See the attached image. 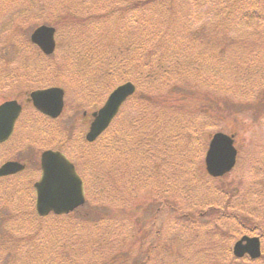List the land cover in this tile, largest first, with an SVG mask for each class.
I'll use <instances>...</instances> for the list:
<instances>
[{
  "label": "trees",
  "instance_id": "obj_1",
  "mask_svg": "<svg viewBox=\"0 0 264 264\" xmlns=\"http://www.w3.org/2000/svg\"><path fill=\"white\" fill-rule=\"evenodd\" d=\"M76 1L73 4L72 0H7L8 10L0 25V46L4 47L3 34L6 32L15 34L13 32L15 29L21 30L22 22L26 18H31L35 26L42 24L54 26L59 37L61 25L58 24H62L68 17L71 18L74 32L71 45L78 49L73 52L74 60L71 69H68L72 88L83 87L87 90V97L93 94L97 97L99 91L105 95L125 82H132L135 85V95L128 100L108 130L96 141L87 143L84 135H80L79 140L72 141V137L68 138L65 150L57 146L80 170L86 185V202L88 203L93 196L94 201L100 205L99 208L105 209L106 205L109 208H117L120 200L116 199L115 195L125 191L128 195L124 200L135 207L138 213L139 210L151 213L154 204H158L160 208L177 213V219L184 228L194 227L195 231H198L204 227L201 224L207 222V225H212L210 230L205 231L210 238L216 237L220 241L224 237L237 239L234 230H222V227L230 226L236 231L256 234L264 241L262 195L264 191L256 194L258 202L252 206L249 203L250 192L245 195L243 192L239 197L236 194L239 188L228 182V175L220 179H211L205 173L201 160L197 163L198 176L194 174L198 178L195 183L193 175L192 180L189 178L181 182L178 179V187L185 188L190 193H185L189 197L183 195L182 202L178 204L176 194L166 190L168 182L171 189L175 187L177 166L174 161L182 160L178 163H186L191 152H197L201 146L204 148V144L194 150L183 148L186 152L178 155L182 149V145H178L180 139L185 137L183 146L189 145L191 136L198 131L199 123L196 124L194 118H188L187 111L182 109L187 108L190 111L193 107L190 95L181 92L186 88L190 90L188 71H192L197 81L201 83L200 86L208 89V92H198V97L206 102L213 99L215 103L212 106L206 103L197 109L198 112L194 116H200L202 112L205 114L199 128L213 127L221 132V129L216 127L240 120V116L249 115L250 111L256 115V111L260 112L263 109L264 54L260 55V48L264 49V40L257 38L261 32L255 25L264 20V0H223L224 6L220 7L216 14L219 21L214 20V25L208 24L202 26L204 28L194 30L189 28L184 20L185 10L190 11L192 8L182 6L181 0ZM64 6L70 9L63 12ZM247 20H254L256 23H248ZM217 23L221 24L218 26ZM262 25L263 23H260V30ZM13 34L10 37H13ZM59 45L58 42L57 49ZM28 48L30 47L25 49ZM19 50L24 49L20 47ZM51 57H45L38 52L33 62L36 63L34 66L41 67H35L38 69L33 73L42 72V66L48 63ZM80 63L83 67L79 66ZM256 73H262L256 86H250L243 91L242 85L251 80ZM60 74L54 77L40 74L42 77L39 78L38 87L51 85L70 87L69 82L63 81L65 79L63 74L64 77L59 78ZM211 90L219 94H210ZM100 99L101 97H98L93 102ZM168 110L171 113H167ZM174 112H183V115L176 116ZM184 131L188 134H183ZM229 133L232 134L234 131L231 130ZM201 136L202 133L199 131L196 140L200 141ZM68 146L72 151L67 150ZM263 169L259 167L258 170L264 178ZM159 177L161 181L158 185L156 181ZM121 179L124 181L123 184L120 183ZM12 185L14 186L9 189L19 188V191L14 192L23 193L24 187ZM7 186L3 182L0 188L6 189ZM157 186L162 189L158 191ZM262 188L264 189V185ZM165 193L167 199L161 197ZM7 199L1 195L0 205ZM191 200L194 202L193 205H189ZM30 202V198L23 197L17 205L25 208L30 206ZM102 215H96L94 219H102L104 217ZM26 216L29 214L25 212L19 215ZM67 216L54 218L62 220ZM124 216L116 213L113 218L122 217L131 223V218ZM106 218L110 219L112 216ZM3 219L4 217L0 216V241L14 239L18 241L25 238L24 234L21 236L14 234L15 232L19 234L17 231H24L26 229L24 225L5 229L1 225ZM44 220L38 219L37 233L42 229ZM81 221H85L80 223L81 227L71 229L75 242L79 243L68 244L65 249L64 239H61L60 248L58 246L57 252H53L54 264H80L77 251L83 250L81 243L87 240L82 234L91 230L87 216ZM143 225L132 224L135 226V233L130 235L129 242L123 240L117 245H110L106 238L99 239L98 243L93 239L87 240L85 243L96 248L89 251L90 257L93 255L94 259H97L101 256L100 259L105 264H110L111 252L118 253L122 246H127L122 253H130L138 242L135 235L145 230ZM136 226H139L137 232ZM50 233L46 232L45 237ZM58 237L63 238L59 235ZM28 247H23V251L29 252L31 246ZM42 247L38 246L36 251L30 252L32 255H38L33 264L41 263V255L44 257V252L41 254L44 249ZM105 247L113 251L107 253L103 251ZM0 249H3V246H0ZM152 250L150 247L146 256L142 255L140 259H135L133 264H148ZM229 251L230 247L226 246L225 253L229 254V264L237 263Z\"/></svg>",
  "mask_w": 264,
  "mask_h": 264
},
{
  "label": "rangeland",
  "instance_id": "obj_2",
  "mask_svg": "<svg viewBox=\"0 0 264 264\" xmlns=\"http://www.w3.org/2000/svg\"><path fill=\"white\" fill-rule=\"evenodd\" d=\"M77 2L76 0H72V3L74 4ZM182 6H188L192 9L190 11L185 10L186 18L184 19L185 22L188 24V27L192 30L194 29H201L204 28L202 26L204 25H214L215 22L219 21L217 17V12L219 11V8L224 6L223 0H181ZM186 3V4H185ZM8 2L7 0H0V25L2 24L4 20V16H6L7 10H8ZM70 9L67 6H64L63 12ZM257 17V16H256ZM222 17H220L221 19ZM6 19V17H5ZM76 20L82 19V18H75ZM215 20V22H214ZM214 22V23H213ZM249 23H256L254 20H247ZM260 23H263L262 29H259ZM40 24V23H38ZM218 26L221 23H217ZM60 26V35L58 37V42L60 43L59 49L56 50L54 55L48 59V63H45L43 65V71L39 74L33 73L34 70L38 69L35 67H41V66H34L36 63L33 62L34 58H37L38 50L36 47H34L30 43V34L33 31V29L36 27L31 18H26L22 22V29H15L13 31L15 34H13V37H10L11 34H8L6 32L3 34V40H4V47L0 46V69L1 71V80H0V103L6 100H11L16 98V96L21 95L23 99L21 100V104H24V97L26 91L29 90H35L39 86V78L42 77L43 74L50 75L52 77L56 76V74H60L59 78H63L65 76V81L68 83L69 86L65 88V109L64 113L61 118H59L56 121H46L47 126L45 127L44 131H40L37 127V122L40 118V116L32 111L30 109V115L29 117H23L21 121H23V129H21L20 133L23 134L24 138H13L11 142H9L7 145H4L0 148V154L6 153V149L10 152L9 158H15L16 155H20L18 158H25L27 152L34 153L36 151H42L46 146L44 144L48 141H52V146H59L61 149L65 150V144L66 140L70 137L73 139L79 140V136L84 135L88 129L89 123H90V115L92 112L99 109L103 102L106 100L108 94L110 93H104L99 91L96 97V94H93L91 97H87V90L85 88H81L80 86L76 88H72V81L68 78V69H71V63L74 60V51L78 49H74L71 45L72 35L74 34L72 30V21L71 18L68 17L63 20L62 24H58ZM38 26V25H37ZM254 26V25H253ZM258 27V30L261 32L257 35V38H261L264 40V20L260 21L259 23H256L255 25ZM247 29H249L247 27ZM202 31V30H201ZM246 31V29L244 30ZM248 32V31H247ZM250 40H255L250 38ZM9 42L11 44H9ZM24 43H28L27 46ZM14 46H16L14 48ZM23 48L24 50H19ZM27 47H30L28 49H25ZM261 47V46H260ZM260 55L264 54V49L260 48ZM40 53V52H39ZM82 59L84 57H81ZM4 61H3V60ZM80 67H83V64H79ZM56 72V73H55ZM189 72V81H190V90L186 88L185 90H182L181 92L184 95H190V101L193 104L190 105L191 110L189 111L187 108H182L183 110L187 111L186 116L188 118H194L195 123L199 122L197 124L198 131L193 133V137L191 136L190 144L183 146L184 138H181L178 145H182L178 153V155L186 152V150H183V148H186L189 150L193 148V150L198 147L199 145L204 144L200 147V149L195 152H191V155L187 158L186 163L183 162V164H180L178 162H182V160H176L174 161L175 166H177L176 175L174 179L175 187L170 188V182L166 184L167 189L173 191L176 196L175 198L179 201L178 204L182 202L183 195L187 198L189 197V193L185 188H179L178 187V179L182 182L188 180L189 178L192 180L193 175V183H195L197 178V163L200 162L199 160L203 161L205 150L208 146V140L209 136L214 134L216 131L213 127H207L205 129L199 128V124L203 119V112L200 114V116H194L197 114L198 110L202 106H204L206 103L209 105H215L213 99L206 102L202 101L198 97V92H208L207 88H203L200 86V82L197 81L195 76L192 74V71ZM42 74V75H40ZM62 74L64 76H62ZM262 74V73H261ZM260 73H256L255 76L242 85L243 91H245L250 86H256L258 80L261 77ZM51 77V78H52ZM50 77H46V79H49ZM118 86V85H117ZM197 87L199 89H197ZM31 88V89H30ZM79 88V89H78ZM260 88V87H259ZM258 88V89H259ZM112 91V90H111ZM97 92V91H95ZM191 92V93H190ZM210 94H219L215 91L211 90L209 91ZM251 92V90H250ZM250 92L248 95H250ZM142 94V93H141ZM98 97H101V99L98 102H93L94 99H97ZM227 98V97H226ZM264 98V97H263ZM215 100V97H214ZM262 100V98H261ZM184 111V112H185ZM85 113V115H84ZM166 113V112H165ZM169 112V110L167 111ZM263 113V114H262ZM29 114V113H28ZM174 114L177 115H183V112H177ZM249 115H242L240 116V120H236L235 122H227V125H221L220 128L221 132L225 134H230L229 132L232 130L234 131L233 135L235 138V144L239 149V159L237 162V166L235 170L230 173L227 177L228 182H232L234 185H236L239 188V191H237V195L241 197L242 193L244 192L248 194V192L251 193V198H249V203L256 204L258 202V199L256 198V194L258 192L264 191L262 188V185H264V178L263 174L259 172V167L264 168V107L260 112L256 111V115H254L253 111H250L248 113ZM26 118V119H25ZM200 119V120H199ZM235 125V126H234ZM33 126L37 127V131H39V135H37L38 132L35 133V128ZM232 126L235 128L232 129ZM185 127L187 128V125L185 124ZM199 131H201L202 136L200 137V141L196 140V136L199 134ZM45 132V133H44ZM185 135H187V131H184ZM218 132V131H216ZM70 133V134H69ZM17 135V132L16 134ZM21 135V134H19ZM83 136V137H84ZM41 137L43 141L41 143H37L35 139ZM81 138V137H80ZM36 139V140H37ZM207 139V141H206ZM177 145V146H178ZM47 148V147H46ZM71 149L70 146L67 147V150ZM72 151V149H71ZM64 152V151H63ZM26 153V154H25ZM38 153V152H37ZM6 159V158H5ZM8 159V158H7ZM74 159L76 160L75 156ZM2 160V159H1ZM253 160V161H252ZM77 161V160H76ZM258 162V163H256ZM80 164V163H79ZM106 167V164L105 166ZM135 167V166H134ZM133 170V166L131 167ZM131 170V169H130ZM264 170V169H263ZM193 171V172H192ZM199 173H201L199 171ZM196 174L197 176H195ZM37 175L35 176L31 173L26 174V179H19L20 182L19 185L21 187H24L25 190V196L27 198H32V201L34 203V195L32 192V184L37 180ZM123 179L120 180V183L123 184ZM12 182H17V178L10 180ZM128 181V180H127ZM160 177L157 179V183L160 182ZM208 183H212L209 180H206ZM8 186L6 189L0 188V191H3V196L6 198L11 197L13 191H19V188L16 189H9L11 186L8 183ZM169 185V186H168ZM162 189L161 187L157 186V190L159 191ZM21 190V189H20ZM89 190V189H88ZM178 192H180L178 194ZM142 193V192H141ZM143 194V193H142ZM190 194V193H189ZM126 192L121 191L115 195V198L120 200L119 204L117 205V208H109L107 206V202L104 204L107 208H99L100 205L94 201L93 196H91L90 201L88 203L86 202L84 206L81 208H78L73 213L69 214L65 219L62 220H55L54 216L42 218L45 222L42 224V229L39 233H37V227L39 225V222L37 221L38 218L36 216H30L29 222L32 223V221H35V224L32 226H29L28 228L25 227L24 231H17L14 233L15 235L21 236L24 234L25 241H22L21 243L25 242L26 246H31L29 252H24L22 249L18 251L19 246L15 244V252L20 259L21 263L24 264H33V261L37 259L38 255H32L30 252H34L37 250L38 246H43L44 249L42 252H44V257L41 255V263L40 264H54V253L57 252L58 246L60 248V245L62 243L61 239H64L63 246L65 249L67 248V245L69 244H78L79 241L76 243L74 240L73 234L71 229H77L81 227L82 224L85 221H81L83 218L87 216V220L91 223V230L84 232L82 234L83 236H86L87 240H95L96 243L99 242V239H105L107 240V243L109 242L110 245H117L119 241L126 240L129 242L130 235L135 233V226H132V224H144L143 230L141 233L136 234L135 238L138 237V242L133 247L130 253H122L123 249H125L127 246H122L121 250L113 251V249H108L109 247H105L103 251L111 252V258H109L110 264H133V261L135 259H140V256L145 255L150 247H152V251L150 253V261L148 264H229V254L225 253V247H230L229 253L232 254V246L233 244L242 236L247 235L250 236V234L244 233L242 231H239L234 229L233 227L223 228L222 230H234L235 232V238L232 237L229 238H222V240H217L216 237L210 238L207 234H205V231H208L211 229L212 225H207V222L205 224H201L204 226L203 228L199 229L198 231H195L194 227H189L188 229L184 228L183 225L178 221L177 216L178 214L170 211L167 208H160L158 204H154V208L151 209V213L144 212L143 210L139 213L136 212L135 207L130 206V204L125 201ZM159 197L161 195V192L158 193ZM264 196V194H262ZM162 198L167 199V194L161 196ZM145 200V199H144ZM264 200V199H263ZM143 201V200H141ZM98 202V201H97ZM135 202V201H134ZM140 202V200H139ZM187 203H189L187 201ZM193 200L190 201L189 205H193ZM31 205V202H30ZM185 205H187L185 203ZM96 206V207H95ZM112 206V205H110ZM130 206V207H129ZM188 206V205H187ZM2 208V206H0ZM28 209V208H27ZM26 209V211H28ZM34 209V206H33ZM7 214L8 211L6 209L3 210L2 214ZM124 214V217L131 218V223L129 221H126L127 219L123 220L124 218L120 217L119 219H114V214ZM27 214H32V211H28ZM103 214L104 216L102 219L96 220L94 219V216ZM150 214V215H149ZM106 216H112V218L107 219ZM49 220L50 223L48 222ZM53 220V222H52ZM89 223V224H90ZM15 223H9L8 225H13ZM18 224L21 226V221L18 222ZM2 227H5L6 222L1 223ZM41 225V221H40ZM84 225V224H83ZM209 226V227H208ZM182 227L184 229H182ZM264 227V225H263ZM123 228V230H121ZM93 229V230H92ZM139 226H136V232L138 231ZM51 232L46 237V232ZM84 230H82L81 233H83ZM55 232V233H54ZM61 234H58V233ZM80 232V231H78ZM62 236L61 237H58ZM29 238H28V237ZM256 236V234H255ZM66 238V239H65ZM21 241V239H18ZM86 240V241H87ZM3 241V240H2ZM0 241V242H2ZM86 241H83L82 244V251H77V254L79 255L78 261H80V264H105L100 257L97 259H94L93 255L90 257L89 251L95 250L96 248H92L93 246H90V244L85 243ZM262 242V256L257 261L253 262L248 260L247 258L242 259L241 261L237 260V263L230 262V264H264V241ZM93 243V241H92ZM80 245V244H79ZM42 247V248H43ZM25 248V245H24ZM29 248V247H28ZM87 252V253H86ZM21 254L24 256L21 257ZM57 254V253H56ZM32 255V256H31ZM113 255V256H112ZM5 260L3 259L2 252L0 253V264H14L11 261L7 259V256L5 257ZM43 259V260H42ZM6 260L9 261L6 263ZM87 261L89 263H87ZM102 261V262H101ZM38 264V262H36ZM17 264H20L18 262ZM57 264V263H56ZM108 264V263H107Z\"/></svg>",
  "mask_w": 264,
  "mask_h": 264
},
{
  "label": "water",
  "instance_id": "obj_3",
  "mask_svg": "<svg viewBox=\"0 0 264 264\" xmlns=\"http://www.w3.org/2000/svg\"><path fill=\"white\" fill-rule=\"evenodd\" d=\"M54 29L40 26L31 35V42L45 54L55 49ZM135 87L125 83L114 89L104 105L92 114L93 120L85 135L87 142H94L111 124L122 104L133 95ZM34 108L44 115L57 118L63 109V91L58 88L34 91L30 94ZM21 108L16 101L0 106V143L6 141L12 133L14 123ZM237 151L232 136L223 133L214 134L205 154V169L209 176L219 178L232 170ZM16 162H7L0 167V177L16 174L23 170ZM41 178L34 184L36 192V212L45 217L49 213L64 215L84 204L82 181L75 168L60 152L46 151L40 160ZM233 255L237 259L247 255L258 259L261 255L260 241L257 237H243L233 246Z\"/></svg>",
  "mask_w": 264,
  "mask_h": 264
},
{
  "label": "flooded vegetation",
  "instance_id": "obj_4",
  "mask_svg": "<svg viewBox=\"0 0 264 264\" xmlns=\"http://www.w3.org/2000/svg\"><path fill=\"white\" fill-rule=\"evenodd\" d=\"M1 71H3V70H1L0 69V80H1ZM19 103H21V100L23 99V97L21 96V95H18V96H16V98H15ZM24 102H25V105L24 104H21V106H22V113H23V115L24 114H26V111H27V109H30V106H31V104H30V101H28L29 100V97H28V92L26 91V93H25V97H24ZM4 102V101H3ZM41 119H43V120H46V118H48V117H46L45 118V116L44 117H40ZM49 121H50V119H49ZM45 124H47V122H45L44 124H43V122L41 123L40 122V127L38 128L40 131H44V129H45V127H46V125ZM18 128V127H17ZM45 133V132H44ZM38 134H40L39 132H38ZM13 136V135H12ZM11 138H13V137H11ZM43 141V139L41 138V137H39L38 138V143H41ZM5 145V143L4 144H1L0 145V148L2 147V146H4ZM48 149H51V148H47V149H44V150H42V151H36V152H34V153H29V152H27V154H26V157L24 158H18L20 155H16L15 156V158L13 157V158H9L8 156H9V154H10V152L6 149V153H4V154H0V166L3 164V163H5V162H7V161H13V162H18V163H20V164H22L23 166H24V170L22 171V173H20V174H16L15 176H12V178H10V179H8V181L9 182H12V181H10V180H13V179H15V178H17V180L18 181H20L19 179H26V177H21L22 175L23 176H25V173L27 172V173H31V174H33V175H37V172H39L38 171V161H37V163H36V161L34 162V159H36L37 158V156H39L40 157V155H41V153L43 152V151H45V150H48ZM38 152V153H37ZM6 158V159H5ZM8 158V159H7ZM2 159V160H1ZM39 176H40V174H39ZM39 178V177H38ZM18 204V202H16V201H14V204H13V207H12V209H14L15 207H16V205ZM22 209H24L23 207H18V210L20 211V210H22Z\"/></svg>",
  "mask_w": 264,
  "mask_h": 264
}]
</instances>
